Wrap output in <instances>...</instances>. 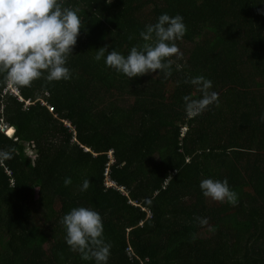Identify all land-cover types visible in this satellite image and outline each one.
<instances>
[{
    "label": "trees",
    "instance_id": "obj_1",
    "mask_svg": "<svg viewBox=\"0 0 264 264\" xmlns=\"http://www.w3.org/2000/svg\"><path fill=\"white\" fill-rule=\"evenodd\" d=\"M63 6L81 19L67 63L72 79L37 80L18 90L23 103L3 99L0 83V120L3 113L13 131L0 133V149L12 150L0 162V264H93L65 243L60 220L78 206L101 215L108 264H264V0ZM162 13L186 25L180 71L128 80L93 61L101 47L125 56L139 48V32ZM186 75L211 80L219 107L187 118L181 98L199 93ZM109 150V178L129 196L104 187ZM205 178H226L237 203L203 197Z\"/></svg>",
    "mask_w": 264,
    "mask_h": 264
},
{
    "label": "clouds",
    "instance_id": "obj_2",
    "mask_svg": "<svg viewBox=\"0 0 264 264\" xmlns=\"http://www.w3.org/2000/svg\"><path fill=\"white\" fill-rule=\"evenodd\" d=\"M80 30L78 9L63 6V0H0V83L19 90L31 87L37 80L70 81L73 73L67 63ZM186 30L181 15L162 13L155 23L146 24L139 32L144 42L139 48L132 46L125 56L116 50L107 51L105 46L96 50L92 59L94 62L103 59L106 68L128 80L154 72L167 79L172 75L173 66L176 71L184 67L178 63L183 54L177 41ZM183 83L192 85L199 93L198 98L191 95L181 98L187 118L200 116L211 106L219 107V97L211 90V80L202 75H186ZM261 119L264 120V115ZM11 158L12 150L0 149V162ZM63 183L69 186L72 180L65 177ZM89 184L87 178L83 179L79 190L87 191ZM199 189L203 197L214 202L235 205L238 200L226 178L202 179ZM195 220L201 227L208 225L206 217H195ZM60 223L65 230L66 245L79 254L81 261L108 264L111 244L106 241L99 212L91 207H73Z\"/></svg>",
    "mask_w": 264,
    "mask_h": 264
},
{
    "label": "built area",
    "instance_id": "obj_3",
    "mask_svg": "<svg viewBox=\"0 0 264 264\" xmlns=\"http://www.w3.org/2000/svg\"><path fill=\"white\" fill-rule=\"evenodd\" d=\"M8 97L9 98H15L18 102L23 103L22 99L20 98V94H19L18 90H14L12 88H9V87L5 86L3 88V90H2V98L5 99V98H8ZM39 102L41 103V105L43 107H47L48 108V106L44 102H42V101H39ZM30 105H31L30 102H25L24 103V109H26ZM50 112H52V109H50ZM1 116H2V119L0 120V133L6 135L8 137H11L13 135V131L11 130V128H9L8 124L5 122L3 113H1ZM64 126L67 129H69L70 131H74V129L71 127V125L69 123L64 122ZM107 157H108V162L106 164V168H105L104 173H103V176L105 178L104 187L106 189L118 190L122 195L129 196V191H128L127 188H125L124 186L117 185L114 181H112L109 178V167H110L111 164H113V161H114L113 160V155H112V150H109L107 152ZM131 203H133V202H131ZM129 253H130V255H132V250L131 249L129 250ZM141 264H148V261H146L144 263H141Z\"/></svg>",
    "mask_w": 264,
    "mask_h": 264
},
{
    "label": "rangeland",
    "instance_id": "obj_4",
    "mask_svg": "<svg viewBox=\"0 0 264 264\" xmlns=\"http://www.w3.org/2000/svg\"><path fill=\"white\" fill-rule=\"evenodd\" d=\"M112 155H113V154H112ZM113 160H114V157H113ZM113 164H114V161H113ZM113 164H111V165H113ZM111 165H110V166H111ZM34 196H35V195H34Z\"/></svg>",
    "mask_w": 264,
    "mask_h": 264
},
{
    "label": "bare ground",
    "instance_id": "obj_5",
    "mask_svg": "<svg viewBox=\"0 0 264 264\" xmlns=\"http://www.w3.org/2000/svg\"><path fill=\"white\" fill-rule=\"evenodd\" d=\"M12 133V132H11Z\"/></svg>",
    "mask_w": 264,
    "mask_h": 264
}]
</instances>
